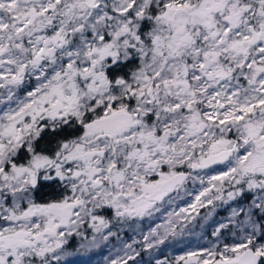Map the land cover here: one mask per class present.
<instances>
[{"label": "snow or ice", "instance_id": "snow-or-ice-1", "mask_svg": "<svg viewBox=\"0 0 264 264\" xmlns=\"http://www.w3.org/2000/svg\"><path fill=\"white\" fill-rule=\"evenodd\" d=\"M103 249L264 264V0H0V264Z\"/></svg>", "mask_w": 264, "mask_h": 264}, {"label": "rangeland", "instance_id": "rangeland-1", "mask_svg": "<svg viewBox=\"0 0 264 264\" xmlns=\"http://www.w3.org/2000/svg\"><path fill=\"white\" fill-rule=\"evenodd\" d=\"M176 253L180 252V248L177 247L175 250ZM108 255V250L103 249L96 251L88 256H73L71 257V264H105L106 257Z\"/></svg>", "mask_w": 264, "mask_h": 264}]
</instances>
